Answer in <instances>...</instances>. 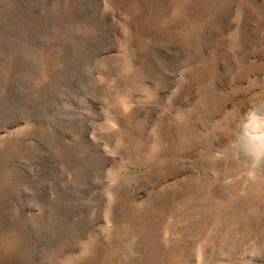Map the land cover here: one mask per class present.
Here are the masks:
<instances>
[{
  "label": "rangeland",
  "instance_id": "1",
  "mask_svg": "<svg viewBox=\"0 0 264 264\" xmlns=\"http://www.w3.org/2000/svg\"><path fill=\"white\" fill-rule=\"evenodd\" d=\"M239 142L254 182L264 0H0V264H136L152 205ZM240 241L211 264H264Z\"/></svg>",
  "mask_w": 264,
  "mask_h": 264
},
{
  "label": "bare ground",
  "instance_id": "2",
  "mask_svg": "<svg viewBox=\"0 0 264 264\" xmlns=\"http://www.w3.org/2000/svg\"><path fill=\"white\" fill-rule=\"evenodd\" d=\"M243 146V142H239L235 149L227 152L224 161L203 156L201 165L216 172L215 181L210 183L204 175L199 182H185L169 200L163 199L152 205L151 214L147 215L149 219L140 221L139 228L146 230L149 239L147 243L144 241L136 264H177L182 261L184 264H211L221 247L234 240L236 235L241 236L242 243L254 240V257L264 251V241L256 242L264 235V168L254 169L255 173L261 174L258 178L252 174L254 182H250L249 177L244 181L242 173L250 163L255 165L256 159L244 154L235 157ZM225 178L231 183L224 182ZM254 233L259 234L254 236ZM192 246H198L199 251L187 253ZM261 253L260 257L264 258V252Z\"/></svg>",
  "mask_w": 264,
  "mask_h": 264
}]
</instances>
